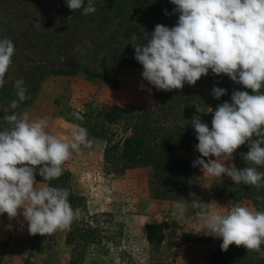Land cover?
Wrapping results in <instances>:
<instances>
[{
  "label": "rangeland",
  "instance_id": "1",
  "mask_svg": "<svg viewBox=\"0 0 264 264\" xmlns=\"http://www.w3.org/2000/svg\"><path fill=\"white\" fill-rule=\"evenodd\" d=\"M156 3L163 19L173 13L175 5L170 0ZM94 6L96 12L85 16L82 9L87 7V0L77 11L70 10L66 0H0V38L11 39L16 50L5 76L6 84L14 86L16 79L25 82L27 71L39 63L51 69L85 68L91 74L99 73L116 82L113 86L85 72L48 75L31 95L29 104L18 110L29 111L32 119L46 116L48 131L62 140L69 138L74 123L88 130L93 147L83 149L81 154L74 153L64 166L71 171L73 194L84 208V216L77 223L78 236L91 226L102 239L88 242L84 240H90L89 237L84 240L77 237L74 244H67L69 230L52 236L31 235L22 214L9 219L5 213L0 215V264H21L25 260L32 264H69L75 255L81 256L80 264L183 263L181 259L182 263H175L178 256L165 255L163 238L150 244L146 226L160 224L163 237L165 232L176 230L181 240L189 234L187 230H194L195 219L187 216L180 219L175 214L174 202L151 198L148 188L151 168L127 165L119 158L127 133L125 126L122 121L107 124L103 119L104 112L115 105H150L159 90L143 80V66L117 62L122 56L133 58L135 50L122 37V29L113 33L118 29V18L107 0H94ZM104 18L109 21H103ZM37 20L42 29L35 26ZM73 112H80L83 121L76 120ZM176 156L197 159L200 153L178 151ZM225 163L231 165L232 161ZM194 175L203 179L199 188L203 202H215L217 211H226L230 201L227 193L221 197L208 196L214 178L204 176L199 167ZM228 178L223 176L221 180ZM241 203L253 207L251 200L244 199ZM192 238L204 241L207 236Z\"/></svg>",
  "mask_w": 264,
  "mask_h": 264
},
{
  "label": "clouds",
  "instance_id": "2",
  "mask_svg": "<svg viewBox=\"0 0 264 264\" xmlns=\"http://www.w3.org/2000/svg\"><path fill=\"white\" fill-rule=\"evenodd\" d=\"M178 13V22L169 28L157 24L143 43H132L135 59L143 66L142 78L157 90H180L185 84L194 86L209 71L226 75L231 81L249 91L233 90L231 102L225 101L212 113L211 128L195 116L191 121L200 157L192 162L204 176L221 180L230 177L234 184L264 187V0H170ZM70 10H81L84 0H66ZM96 12L94 0H87L82 15ZM169 13L165 10V15ZM37 28L42 29L39 20ZM137 39L136 35L132 37ZM15 45L7 37L0 38V88L15 55ZM143 88V85H141ZM16 98L5 113L16 110L27 99L28 89L23 79L14 82ZM151 92V89H148ZM227 90L214 86L211 94L217 100ZM83 121L80 112H73ZM6 127L0 130V215L9 219L23 215L31 235L52 236L68 231L82 219L84 211L73 208L67 188L36 181L38 174L44 182L60 178L65 163L83 149H91L94 140L80 124H72L70 136L62 140L48 131L45 117L32 119L27 110L3 116ZM247 144L241 153L248 167L237 169L234 153ZM211 157H215L212 159ZM204 158H209L207 161ZM192 199L174 203L175 214L183 219L189 208L198 210L188 219H197L205 236L222 239L220 248L244 246L264 258V211L241 203L230 202L226 211H217L215 202ZM262 199V197H257ZM22 210V212H21Z\"/></svg>",
  "mask_w": 264,
  "mask_h": 264
},
{
  "label": "trees",
  "instance_id": "3",
  "mask_svg": "<svg viewBox=\"0 0 264 264\" xmlns=\"http://www.w3.org/2000/svg\"><path fill=\"white\" fill-rule=\"evenodd\" d=\"M172 4V3H170ZM107 5L118 18V29H122V37L127 41V45L134 48L132 43H143L145 33L151 34L157 24H163L169 28L176 25L178 16L169 14L166 18L159 16V9L156 0H107ZM61 11L62 8H59ZM103 21L108 22L107 18ZM136 35L137 39L133 41L132 37ZM119 64L126 66H142L136 59L128 56H122L117 59ZM85 72L87 75L99 77L104 82L115 86L116 82L99 73L88 72L85 68L72 69H51L44 64L33 65L26 74L25 86L28 89L29 99L22 102L16 110H9L5 113L10 102L16 98L14 86L5 83L0 88V130L6 127L3 116L18 112L21 107L29 104L31 95L38 91L40 82L48 75H75ZM214 86L227 90L226 94L219 100L211 94ZM249 91L240 84H236L226 75L216 76L211 70L207 76H203L192 86L185 84L180 90L163 91L159 90L150 105H115L106 110L103 119L107 124L122 121L127 131L119 150V158L127 165L149 166L151 174L148 178V188L150 196L153 199L176 202L180 200L191 201L190 194L194 193L199 197L200 186L203 179L194 175L196 167L192 166L195 159L179 158L176 156L178 151H193L198 144L196 133L191 121L195 116H199L202 122L208 124L211 128L213 119L212 113H208V107L215 109L217 105L225 101L231 102L233 90ZM249 150L247 144L242 145L234 153V159L231 160L237 169L248 167L241 153H247ZM205 159V158H204ZM37 174L36 181H42V177ZM258 171H264V167L258 168ZM49 183L51 186L67 188L70 192L69 201L73 208L84 209L81 200L73 194L71 187V171L64 166L63 175ZM224 193L229 195L230 200L241 202L244 199L251 200L252 205L257 210L264 211V187L259 191L243 184H234L231 178L227 180L212 179L211 187L208 192L209 197H221ZM262 199H257V197ZM203 201V198H201ZM189 208L186 216L192 217L195 212ZM194 220V219H190ZM78 221L73 223V228L66 234V243L74 244L75 240H84L89 237L88 242H97L102 239L97 236L95 231L88 226L85 233L78 236L80 228H77ZM162 226L158 223H151L146 226L147 238L150 244L160 242L163 238ZM91 235V236H88ZM75 246H77L75 244ZM264 247V246H262ZM81 256L75 255L71 258L69 264H80ZM21 264H32L29 260ZM152 264H163L160 262ZM207 264H264V258L256 252H247L244 246L237 247L231 245L225 252L218 247L213 251Z\"/></svg>",
  "mask_w": 264,
  "mask_h": 264
},
{
  "label": "crops",
  "instance_id": "4",
  "mask_svg": "<svg viewBox=\"0 0 264 264\" xmlns=\"http://www.w3.org/2000/svg\"><path fill=\"white\" fill-rule=\"evenodd\" d=\"M230 202L238 203L230 200L228 204ZM192 223L194 230H187L189 234L181 240H178L179 233L176 230L165 232L162 240L163 251L166 252L165 255H171V257L178 256L175 263H180L183 260L182 264H207L210 254L220 247L222 239L212 236H207V239L204 241L193 239L194 235L204 234L202 231L199 232L200 226L197 219L192 221Z\"/></svg>",
  "mask_w": 264,
  "mask_h": 264
}]
</instances>
